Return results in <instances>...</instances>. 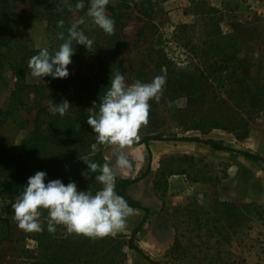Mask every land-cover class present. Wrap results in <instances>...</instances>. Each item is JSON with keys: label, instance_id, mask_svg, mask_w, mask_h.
<instances>
[{"label": "rangeland", "instance_id": "374dc122", "mask_svg": "<svg viewBox=\"0 0 264 264\" xmlns=\"http://www.w3.org/2000/svg\"><path fill=\"white\" fill-rule=\"evenodd\" d=\"M140 1L147 5L144 17L140 15L143 19L138 22V14L134 13L124 20L125 26L121 30L126 41H131L142 22L147 24L146 37L132 50L127 63L131 68L124 74L126 82L132 83L129 76L138 67L153 68L154 63H143L139 53L153 47L160 49L175 68L186 69L187 76L182 80L189 85H184L186 88L177 95L172 94L168 104L165 101L154 108L149 102L147 123L139 130V140L125 148V154L128 148L139 146L136 143L146 134H161L164 138L176 134L177 137L213 140L232 150L257 154L264 159L263 155L243 148L241 142L246 138L237 140L234 133L220 129L200 134L179 125L180 119L174 121L170 115L176 110H193L189 104L199 99L202 103L213 102L211 112H225L229 121L239 128V134H242L244 124L248 135L256 125L264 132V0ZM26 11V7L17 5V14L23 12L26 15ZM82 20L87 24L93 22L87 15ZM21 39L36 50L54 45L52 31L42 21L32 22L21 33ZM153 57L157 59L156 55ZM82 59L86 65L92 62L91 56ZM161 67L162 71L156 75H164L172 81L166 64L162 62ZM200 77L204 83H199ZM41 80L34 79L28 69L25 83L32 90ZM237 85L242 86L245 93L238 91ZM7 90L0 91V148L9 157L7 168L12 175L15 178L20 176L27 183L30 176L44 171L47 173L45 183L55 179H61L65 184L74 181L78 190L95 194L102 186L94 180L95 174H90L89 179L83 178L81 172L87 170V165L83 160H76L87 155L86 161L102 165L107 160L115 165L111 148L97 144L94 135L84 142L82 153L76 146L72 147L71 142L65 143L63 148L57 143L46 148L40 146L31 138L35 111L28 107L35 99L34 94L28 96L26 106H20L9 98ZM221 100L226 101V106L217 110ZM240 100L243 103L239 108L237 103ZM80 127L76 126L75 130ZM68 136L75 138L73 131L64 135L65 138ZM195 144L199 147V156L163 154L152 170V155L150 153L149 158L145 149L140 155L139 166L132 164L128 178L122 179L117 170L115 185L119 179L140 178L124 193L149 209L132 244L159 264H264V206L232 203L237 207L231 209L222 205L227 202L219 195L224 179H230L231 184L238 182L249 187L261 171L264 173V165L234 152L216 151L204 144ZM176 175L183 177L185 182L186 188L181 191L168 188V180ZM16 200L0 197V215L9 220L4 228H0V264H150L129 249L131 235L143 217L140 210H134L140 215L139 221L125 223L115 235L89 238L69 235L63 226H57L54 233L48 232L47 210H41L42 231L29 233L20 230L12 208ZM9 211L11 213L7 214ZM159 223L169 224L174 238L165 252L151 256L143 244L148 233L143 228Z\"/></svg>", "mask_w": 264, "mask_h": 264}, {"label": "trees", "instance_id": "16d2710c", "mask_svg": "<svg viewBox=\"0 0 264 264\" xmlns=\"http://www.w3.org/2000/svg\"><path fill=\"white\" fill-rule=\"evenodd\" d=\"M78 2L79 0H0V91L8 89L9 98L20 106H26V99L32 93L34 94L35 99L28 108L31 111H35L31 138L37 144L46 148L48 147L47 145L57 143L59 148H63L65 143L71 142L70 145L72 147L76 146L79 152L82 153L85 147L84 142L94 135L91 127L87 124V118L92 113L90 108L95 103L94 108L98 111L100 97L102 98L106 91L111 73L119 72L124 75L131 68L127 63H129L132 50L137 48L139 41L146 37L144 32L147 30V24L142 22L135 38L131 41H126L121 34V30L125 26L124 20L136 13L138 14L136 20L140 22L147 12V5L140 0H109L106 6V15L115 21L114 32L111 35L105 34L93 22L80 24L79 28L94 41L91 52L82 45H74L75 54L71 57L72 63L68 66L69 76L63 79H53L50 76L44 77V80L42 79L37 85L33 86L32 90L25 83L28 71L27 64L29 59L37 55L40 49H31L21 39V33L32 22H45L47 28L52 31L54 43L48 50L50 53L58 50L63 42L59 39L58 34L63 32L66 36L67 29L71 24L82 20L84 15H87L89 0H83L85 7L79 10L75 7ZM17 5L27 8L26 15L23 12L16 13ZM60 21H63L62 26ZM144 52H139L144 59L143 63L148 62L152 65L154 63L153 68L147 70L144 67H138L133 71V75L129 76V79L132 83L136 80L145 83L151 82L157 76L156 74L162 71V62L165 63L168 74L173 77L171 78L172 81H168V78L166 79L159 101L153 99L149 102L152 103L154 108L162 102L165 103V101L168 104L172 100L170 98L172 94L177 95L183 88H186L184 85H189L188 82L183 81L184 77L187 76V71L184 67L175 68L172 63H169L170 61L165 54L161 53L160 49L156 50L151 47L144 50ZM153 55H156L157 59ZM83 56H91L92 62L86 65L82 59ZM84 67L87 70H82ZM201 82H205L203 77H200L199 83ZM235 88L241 93H245L242 86L237 85ZM63 100H67L70 104L68 112L64 116L59 114L52 115L50 110H52L53 105ZM241 103H243V100L237 103L239 108ZM211 104L213 102L202 103V101L197 99L193 104H189L191 108L193 106V110H176L170 115L174 121L180 119L179 125L183 124L187 130L198 131L200 134H207L212 129H220L234 133L237 140L247 138L246 124L243 125L242 134H239V128L229 121L225 112L222 111V113L218 114L211 112ZM219 105L217 110L226 106V101L221 100ZM78 125L81 127L77 131L75 127ZM71 131H73L75 138L69 136L65 138L64 135H68ZM151 141L200 143L216 151L237 153L246 159L258 161L264 165V159L257 154L235 151L213 140L177 137L176 134L170 136V138H164L161 134L144 135L136 145H144L149 158L148 144ZM87 157V155H83L77 158L76 161H82ZM8 158L4 150L0 148V197L18 198L23 192V186L26 183L20 179V176L15 178L12 175V172L7 168L9 165ZM48 177L50 179L51 175L49 174ZM139 179H119L116 183L117 194L123 197L131 208L143 212L139 225L131 235L129 249L143 256L150 264H159L144 256L142 250L131 242L149 214L148 208L131 200L124 193L126 188L136 183ZM222 205L231 209L237 207L230 203H222ZM8 213H11V211ZM8 222L7 218L0 215V228H4Z\"/></svg>", "mask_w": 264, "mask_h": 264}, {"label": "clouds", "instance_id": "9594fccd", "mask_svg": "<svg viewBox=\"0 0 264 264\" xmlns=\"http://www.w3.org/2000/svg\"><path fill=\"white\" fill-rule=\"evenodd\" d=\"M108 3L109 0H89L87 16L105 34L111 35L115 21L106 15ZM75 7L77 10L83 9V0H79ZM82 23L83 20L72 23L66 36L63 32L58 34L63 41L58 50L50 53L46 47L41 48L37 55L29 59L27 66L34 79L44 80L47 76L53 79L67 78L68 66L75 54L74 45H82L91 52L94 41L79 28ZM60 25H63V21H60ZM165 84L164 75L154 77L151 82L136 80L128 84L123 74L111 73L106 91L100 97L99 109L94 108V103L87 124L97 144L111 148L115 165L107 160L102 165L83 160L87 170L81 172L85 179L95 174L94 180L102 187L93 194L89 190H78L74 181L65 184L61 179H55L45 183L47 173L38 171L28 178L23 192L12 205L17 227L29 233L42 231L41 210H47V230L50 233H54L57 226H63L69 235L100 238L122 230L126 218L133 214L134 209L116 192L117 169L132 167L124 150L139 140V130L147 123L149 101H159ZM69 108V102L63 100L53 105L52 115L64 116Z\"/></svg>", "mask_w": 264, "mask_h": 264}, {"label": "crops", "instance_id": "0c3cea01", "mask_svg": "<svg viewBox=\"0 0 264 264\" xmlns=\"http://www.w3.org/2000/svg\"><path fill=\"white\" fill-rule=\"evenodd\" d=\"M243 148L247 150H253L258 154L264 156V132L260 131V126H253L248 137L241 142ZM175 146V148H173ZM146 147L144 145H139L137 147L128 148L126 154L127 157L133 164L139 166L140 155L145 151ZM148 149L151 153V169L153 170L155 166L157 167V162L161 155H192L199 156V147L195 143L191 142H179L176 144H170L166 142H156L151 141L148 144ZM155 163V166H154ZM133 166V165H132ZM153 167V168H152ZM118 170V175L122 178H128L132 170ZM264 173L261 171L259 176H257L256 181H252L249 187H245L243 184H231L230 179H224L220 185L219 195L221 200L227 203H256L258 205L264 206ZM259 177V178H258ZM168 188L171 191H181L185 187V182L181 176H172L168 180ZM138 212H133L132 215L127 217L125 223H134L139 221ZM145 225V227H147ZM147 229V238L143 242L146 246L148 255L156 256L165 252L166 248L172 243L174 238V231L169 224L159 223L154 227L143 228Z\"/></svg>", "mask_w": 264, "mask_h": 264}]
</instances>
